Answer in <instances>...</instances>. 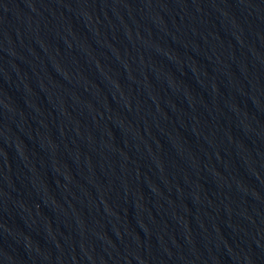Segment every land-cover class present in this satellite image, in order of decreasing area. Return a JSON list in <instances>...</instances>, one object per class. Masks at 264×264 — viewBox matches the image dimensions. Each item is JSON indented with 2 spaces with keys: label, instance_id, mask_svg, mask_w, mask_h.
Segmentation results:
<instances>
[{
  "label": "water",
  "instance_id": "water-1",
  "mask_svg": "<svg viewBox=\"0 0 264 264\" xmlns=\"http://www.w3.org/2000/svg\"><path fill=\"white\" fill-rule=\"evenodd\" d=\"M0 264H264V0H0Z\"/></svg>",
  "mask_w": 264,
  "mask_h": 264
}]
</instances>
